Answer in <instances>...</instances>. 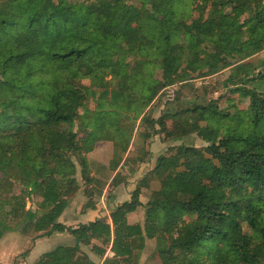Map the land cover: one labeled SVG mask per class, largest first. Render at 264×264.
<instances>
[{"label":"trees","instance_id":"trees-1","mask_svg":"<svg viewBox=\"0 0 264 264\" xmlns=\"http://www.w3.org/2000/svg\"><path fill=\"white\" fill-rule=\"evenodd\" d=\"M156 3V12L151 13L124 0H95L90 4L79 0H0L1 172L38 192L45 210L41 215H22L14 227L9 213L2 210L0 239L5 232L15 230L28 236L29 228L38 234L35 240L55 233L74 239L71 246L59 245L43 254L36 264H91L83 252L88 247L101 258L107 249L114 254L101 264H139L142 251L134 244L144 236L156 240L162 264H264V93L243 87L244 81L241 86L235 83L234 91L250 101L248 132L227 130L220 139V127L201 126L202 121L230 117L213 104L186 109L185 113L196 118L187 130L178 123L168 132L166 116L157 120L144 116L149 133L139 136L143 141L164 132L169 139L197 132L209 145L204 150L175 146L160 155L149 173L152 179L146 176L130 201L111 213L112 225L105 219L77 228L59 222L67 199L79 189V167L88 199L83 209L92 208L102 195V181L92 176L87 155L99 141H116V136H97L96 129L84 130L81 137L74 129L79 109L87 99L86 91L95 88L104 99L113 96L116 104L121 98L110 91L106 74L114 73L131 90L140 77L147 107L163 89L177 83L185 54H197L202 41H215L230 55L243 51L256 54L264 49V6L253 0H227L221 6H231L234 14H225L221 21L201 16L185 28L186 47L175 40L177 28L171 18L170 0L165 10L159 0ZM201 5L197 6L199 11ZM253 8L254 16L241 25L240 17ZM244 25H249L248 40L235 42L233 38L240 35ZM217 37L221 42L214 40ZM126 55L144 58L131 67L125 63ZM152 59L159 60L161 80L143 70L154 62ZM187 63L191 69L195 61ZM244 72L248 76V70ZM86 79L91 86L80 85ZM121 129L129 134L124 136L127 150L133 136ZM124 154L116 150L111 173ZM120 174L114 183L121 180ZM148 180L159 181L160 187H155L144 206V224H131L128 216L143 206L140 197L143 188L151 187ZM20 210H13L14 214ZM244 223L251 234L243 231ZM94 241L102 246L94 245Z\"/></svg>","mask_w":264,"mask_h":264},{"label":"rangeland","instance_id":"rangeland-1","mask_svg":"<svg viewBox=\"0 0 264 264\" xmlns=\"http://www.w3.org/2000/svg\"><path fill=\"white\" fill-rule=\"evenodd\" d=\"M94 1L95 0H79L80 3L84 2L87 4ZM124 1L143 10L146 8L151 13L156 12V0ZM167 1L168 0H159V4H163L162 10L166 9ZM226 1L227 0H208L207 3H203V0H170L173 5L171 18L177 28V31H175V40L177 43L185 47L188 46L189 42L186 40L185 28L195 23L201 16H203L205 20L212 17L221 21L225 14L233 15L234 13L231 6H221V4H225ZM253 1L254 3L264 6V0ZM198 4H202V11L198 10ZM254 14L255 8L247 11L240 17L239 23L243 25L253 17ZM248 28L249 25H244L240 35L235 36L233 40L235 42L239 40L246 42L249 37ZM214 40L221 42L219 37ZM196 53L197 54L193 56L185 54L184 60L182 61L183 67L177 83L174 86L163 89L152 104L147 107L144 106L145 95L142 93L141 84H139L141 81L140 77L135 90H131L129 85L122 84L119 78L116 79L114 73L109 72L105 75V81L109 84L110 91L121 97L117 104L113 101V96L111 99H104L100 96L99 90L95 88L86 91L87 99L85 104L79 109V117L74 131L81 137L85 136V133H83L84 130L90 132L96 129H98L97 136H116V142L112 143L114 145L109 144V147L101 145L97 150L99 156L87 157L88 162H98L102 159L103 162L107 163L113 156L112 152L115 146L123 151L125 148L124 143L126 142L124 136H129V134H126L124 131L122 132L121 127L126 131H131V136H133L131 141V155L132 158L136 159V165L139 161L148 158L150 153L147 154L145 148L147 144H150V150L153 149V153H151L153 156L150 158L149 169L152 165L154 167L156 162L155 158L158 155L165 153L167 149L173 146L185 145L204 150L209 145V143L204 141L197 132L170 139L165 137L168 135L167 132H164L148 141H143L139 136H141V134L144 136L149 133L148 123L144 124L142 121L144 116L156 120L162 116H166L165 123L168 132L174 131L178 123L187 130L190 128V124L196 122V118L191 113H185L186 109L195 106L208 107L210 104H213L224 114H229L230 117L222 120L202 121L200 123L201 126L213 125L214 127H220V139L225 137L227 130H230V132L236 131L237 133H245L250 130L249 119L246 117L250 101L244 98L241 92L234 91L235 88H237L234 84L236 83V86H241L244 81L245 84L243 87L249 90H257L259 93H264V49L256 54L243 51L233 52L230 55L219 43L215 41H202L198 45ZM158 56H160V52H158ZM143 58L144 57L135 55H126L124 60L126 64H130L132 67L136 61L143 60ZM152 60L154 62L149 65L147 69L143 70H148L145 72L147 76L161 80L162 71L160 69L159 60ZM187 60L195 61L191 69L188 68ZM246 69L248 70V76H246L244 72ZM141 72V67H137V73ZM235 73H237L234 79L235 81L230 82V77ZM80 85L89 87L91 86V82L86 79L81 81ZM2 103L0 99V107ZM112 103L114 107L111 106ZM176 113L179 114V117L173 118L172 115ZM98 118H100L99 123ZM105 141L106 140H101L98 143ZM72 159L78 164L79 161L76 155H73ZM92 169L100 174L102 178H109L108 176L110 173L103 167H100V165H94ZM1 170L2 168L0 165V212L5 210L9 213L12 227H14L18 221H21L22 215H27L28 212H36L38 215L45 212L42 206L41 196L38 192L27 189L15 178L5 177ZM80 170L81 168L79 167V177ZM122 171L125 172V169H122ZM142 174V176L137 177V186L140 185L141 181L146 176L150 177L149 173ZM120 179H122V177ZM150 179L152 178L150 177L149 180ZM149 183L151 187L147 189L143 188L140 197L143 202L147 203L155 192V187H160V182L157 180L149 181ZM133 192L132 189L130 191H123L120 195V202L127 200L129 196L131 197ZM20 208L21 210L14 214L13 210H18ZM63 221H66V218H64ZM243 231L247 234H251V230L246 223L243 224ZM7 233L11 232H5V234ZM12 233H16L15 235H24L19 230H15ZM27 234V237L32 240H35L38 236L31 228L28 229ZM12 237H14V235L11 234V240ZM68 242L70 241L66 235L63 237L53 236L52 238L46 239L36 246L30 261H36L41 254L59 245H68ZM94 245L101 247L102 243L95 241ZM134 245L142 251L139 264H162L156 252L155 239H149L144 236L136 239ZM108 250L109 249H107L105 257L101 258L92 251L91 247L83 248V252L91 259V264H101L105 258L110 257L111 254L108 253ZM27 256L28 253L19 256L20 261H18V264L21 262V259H25Z\"/></svg>","mask_w":264,"mask_h":264},{"label":"crops","instance_id":"crops-1","mask_svg":"<svg viewBox=\"0 0 264 264\" xmlns=\"http://www.w3.org/2000/svg\"><path fill=\"white\" fill-rule=\"evenodd\" d=\"M115 142L116 141H105L102 143H97L95 150L92 153L88 154L87 157L91 158V157L99 156L97 150L99 147H101V145H104L105 147H109L108 146L109 144L114 145L112 143H115ZM116 150L119 153L125 152V154L117 170L111 173V171L109 170L110 163L116 153ZM145 150L147 154L150 153L148 155V158L143 159L142 161H139L137 165L135 164L136 159L132 158V155H131V151H132L131 143L129 145V148L127 150H125L124 148L123 151L121 149H118L115 146L114 151L112 152L113 156L112 158L109 159L107 163L103 162V160L100 158L98 159H100L99 161L101 162L99 161L93 162V163L88 162L90 165V169L92 171V176L102 181V185L100 188L102 190V195L98 200H95V205L92 208L84 210L83 208L88 201L84 193L85 184L82 181L81 175L80 177L77 176L79 189L74 196L67 199V208L64 211V213L61 215V217L59 218V222L61 221L60 223L66 225L67 227L77 228L81 224H88L96 220L105 219L107 223L112 225L111 213L118 206L122 205L123 203L127 201H130L131 199V197L129 196L127 200L120 202V195L123 193V191H127V190L130 191L131 189L135 191L134 189L137 187V184H138L137 177L142 176L143 175L142 173H145V174L150 173L155 167L156 162L154 164V167L152 165V167L149 169L150 158L153 156L151 154L153 153V149L150 150V144H147V147L145 148ZM167 151L168 149L166 150L165 153H162L160 155L166 154ZM160 155H158L155 158L156 161ZM94 165H100V167H103L104 169H106V171L110 173V175L108 176L109 178L104 179L102 178L100 174L93 171L92 168L94 167ZM122 169H125V172H123ZM119 172H122L121 175L123 178L120 181H117L116 183H114L113 180ZM141 202L143 206L139 207L136 212L128 216V220L131 224L140 223L143 225L145 222V207L144 206L147 204V202H143L142 199H141ZM64 218H66V221H63ZM11 234L14 235V237H12V240H11ZM15 234L16 233H12V232L7 233V234H4L3 237L0 239V264H18V261H20L19 256L23 254H27V253H28V256L25 259H21V262L19 264H36L41 258V256L49 251L41 254L38 257V259H36V261L31 262L30 260H31V256H32L34 249L40 242L46 239L52 238L53 236L63 237L66 235L70 241L68 242L67 246H71L74 244V239L72 238V236L66 233H62V234L55 233L50 237H45V238H41L37 240L29 239V237L24 236V235H19V234L15 235ZM108 251H109L108 253L111 254L110 257H113L114 254L111 253L110 249Z\"/></svg>","mask_w":264,"mask_h":264}]
</instances>
